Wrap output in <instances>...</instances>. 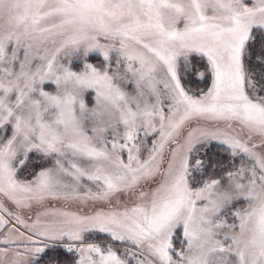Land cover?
<instances>
[{
    "label": "snow or ice",
    "instance_id": "1",
    "mask_svg": "<svg viewBox=\"0 0 264 264\" xmlns=\"http://www.w3.org/2000/svg\"><path fill=\"white\" fill-rule=\"evenodd\" d=\"M0 264H264V0H0Z\"/></svg>",
    "mask_w": 264,
    "mask_h": 264
},
{
    "label": "rangeland",
    "instance_id": "2",
    "mask_svg": "<svg viewBox=\"0 0 264 264\" xmlns=\"http://www.w3.org/2000/svg\"><path fill=\"white\" fill-rule=\"evenodd\" d=\"M129 90H131V89L129 88ZM93 99H94V98H93L92 96H89V97H88V104H89V107L92 106V101H93ZM213 143H215V142H213ZM40 163H42V162H41V161H37V160H35V158H34V160H33V164H32V166H30L29 171H32L33 168H34L36 165L40 164ZM63 204H64L63 201H52V202L50 203V207H54V208L59 209V208H61V207L63 206ZM66 210H68V211H72V212H75V211H78L79 209L77 208V206H76L75 204H72V205H69V206L67 207ZM83 210H84V211H90V209H87V208H85V209H83Z\"/></svg>",
    "mask_w": 264,
    "mask_h": 264
},
{
    "label": "trees",
    "instance_id": "3",
    "mask_svg": "<svg viewBox=\"0 0 264 264\" xmlns=\"http://www.w3.org/2000/svg\"><path fill=\"white\" fill-rule=\"evenodd\" d=\"M218 148H219V145H216L215 143H213V146L210 148V154H215V153H217V151H218ZM221 155H223V153H220Z\"/></svg>",
    "mask_w": 264,
    "mask_h": 264
}]
</instances>
